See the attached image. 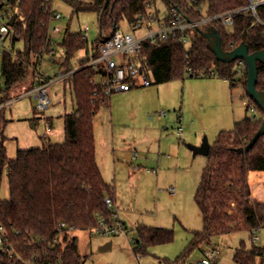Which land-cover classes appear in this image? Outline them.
<instances>
[{
	"label": "trees",
	"instance_id": "1",
	"mask_svg": "<svg viewBox=\"0 0 264 264\" xmlns=\"http://www.w3.org/2000/svg\"><path fill=\"white\" fill-rule=\"evenodd\" d=\"M7 13L18 14L13 24L12 45L18 41L23 48L12 54L2 52V86L0 88V188L7 173L10 196L0 197V225L6 231L10 251L0 255V264H83L78 239L71 232L92 230L100 216L114 214L105 202L113 196L114 187L106 182L97 162L94 119L102 107L110 105V98L95 83L96 70L91 66L79 68L68 81L71 83L75 109L64 115L65 140L46 143L41 147L19 149L14 158L7 153L4 134L7 119L3 115L5 103L13 97L15 88L36 70L41 57L52 46L50 32L55 9L52 0H11ZM73 12H96L99 36L94 48L110 38L123 21L129 24L146 15L148 2L154 14L160 16L158 1L167 8L163 17L169 19L172 8L188 19H198L246 4L249 0H66ZM4 8V4L2 6ZM224 50L229 51L246 43L250 52L264 49V26L252 15L237 16L232 29L216 24ZM191 44L186 47L179 37L160 39L156 45L145 42L142 47L143 64L157 84L185 76L227 79L231 88L247 90V65L238 59L223 62L210 49L208 38L198 29L188 31ZM88 39L81 31L66 28L61 45L64 48L65 70L73 68L75 54L88 48ZM238 65L240 75L234 72ZM257 87L264 90V63L260 62ZM190 71V72H189ZM251 97V96H250ZM252 98V97H251ZM253 99V98H252ZM256 116L246 114L235 121L232 129L221 130L203 168L195 193V201L202 213L203 227L193 231L187 249L175 263L179 264L195 247L211 243L214 238L247 229L252 235L264 228V201L252 199L249 173L264 170V136L248 150L240 151L260 127L264 112L253 99ZM249 108L247 107V110ZM235 203V206H232ZM135 250L145 253L149 246L174 240L175 231L168 227L141 225ZM37 256V257H36ZM237 264H258L264 259V244L245 241L235 249Z\"/></svg>",
	"mask_w": 264,
	"mask_h": 264
},
{
	"label": "rangeland",
	"instance_id": "2",
	"mask_svg": "<svg viewBox=\"0 0 264 264\" xmlns=\"http://www.w3.org/2000/svg\"><path fill=\"white\" fill-rule=\"evenodd\" d=\"M4 4V8L1 7ZM53 8L62 13L63 17L52 20L53 26L58 25L62 28L60 32H52L53 54L44 53L37 68L47 75L53 76L64 69L60 57L64 56V48L61 41L65 34V29L69 28L73 32L80 31L81 25L88 24V46L99 36V21L96 12L81 11L73 12L71 5L66 0H52ZM12 5V3H11ZM160 16L167 14V8L162 1H158ZM6 8V0H0V10ZM5 21V18L0 20ZM123 28L128 29L126 21L122 22ZM232 29V25L227 26ZM23 48V43L18 41L12 45V38L8 37L0 43V88L2 86L1 76V53L6 50L12 54H17L18 49ZM82 56L79 51L71 60L75 64ZM61 67V68H60ZM35 68V67H34ZM30 69L29 76L20 84V89L13 93L12 100L5 103L3 115L10 119L25 115L29 110L31 115L38 122L36 127H28L31 135H21L22 140L32 138V136L42 135L47 123L49 110L39 109V99L35 96L23 95L25 91L33 86L34 72ZM234 72L240 75L236 63ZM152 84L149 86L139 85L132 88L129 92L138 91L135 95L136 100L145 99L148 96L155 97L158 88H161V103L158 112L151 111L153 121L159 119V126L152 132H142L133 126L116 125L112 130L111 117L117 118L124 116V104H128L123 98V92L112 94L111 109L108 106L102 107L94 119V132L96 138V156L99 166L103 172L106 182L111 183L119 197L118 208L115 207V221L124 223L125 229L116 233H101L94 230L77 229L71 232L72 236L77 237L79 248L83 256V264H164L162 260L175 263L179 256L187 249L193 231L203 227L202 213L195 201V193L199 186L203 168L207 164L208 157L203 154H172L178 151V143L186 139V123L181 121V110H184L191 119L190 124L193 137L197 142L186 140L188 144L199 145L207 137L212 145L223 129H232L235 121L244 115H252L254 112L247 110L246 102L248 95L239 86L231 89L230 81L217 76L173 79L168 82L157 84L154 77L150 75ZM154 90V91H153ZM22 95V96H21ZM51 104L54 99L52 88H49ZM1 96V93H0ZM20 96V97H19ZM18 97V98H17ZM71 100V97H70ZM72 104V103H71ZM75 105V104H74ZM3 105L0 104V110ZM51 107V105H50ZM35 111H33V109ZM163 109L166 115L160 113ZM150 120V117L148 116ZM119 121V119L117 120ZM114 123V121H113ZM182 127L180 133L178 128ZM55 129L60 126L55 124ZM47 130V129H46ZM19 125H13L8 129L9 135L21 133ZM164 132H167L164 133ZM23 134V131L22 133ZM189 139V138H187ZM10 144L12 149L13 142ZM133 152H138L139 158L133 157ZM168 154L178 156L179 160L165 159ZM154 157L156 160L144 162L142 157ZM144 159V158H143ZM142 175V178L139 176ZM252 187L257 199L264 197V171L263 175L255 174L252 179ZM5 179L1 184V192L6 187ZM171 187L176 188V195L170 194ZM152 225L158 227L173 228L175 231L174 240L167 243L154 244L148 247L145 253L135 250L138 238V227L140 225ZM258 235L260 240L253 241V236ZM245 241L247 246L253 243L264 244V228L255 231L253 235L247 229L230 232L214 238L211 244L202 243L200 247H195L180 261L179 264H197L205 256V251L209 246H216L220 250V255L215 264H237L233 255L235 248ZM111 242L110 249L103 250L102 247ZM258 264H264V259L258 260Z\"/></svg>",
	"mask_w": 264,
	"mask_h": 264
},
{
	"label": "built area",
	"instance_id": "3",
	"mask_svg": "<svg viewBox=\"0 0 264 264\" xmlns=\"http://www.w3.org/2000/svg\"><path fill=\"white\" fill-rule=\"evenodd\" d=\"M11 2V0H6V8L11 6ZM240 15H252L256 23L264 26V0H249L244 5L223 12L204 15L195 20L188 19L175 8H172V15L169 19L165 17L158 18L154 14V8L151 2H148L146 15H139L137 22L132 24L128 23V29H124L123 25H120L112 36L102 42L97 49L94 47H91V49L89 47L90 50L86 52L78 66H73L69 70L60 69L53 77L36 71L37 83L31 89L25 91L23 95H35L39 99V109L45 110L50 104L48 94L49 85L56 80L71 79L74 73L84 66H91L96 70L97 73L93 81L103 87L104 92L108 96H111L114 92L130 90L139 85L149 86L152 84V81L149 73L144 68L142 55V47L145 42L148 41L156 45L160 39L179 37L185 46L189 47L191 44L189 30L198 28L206 29L216 24L229 26ZM62 17L61 12L55 11L54 20L61 19ZM4 18L5 21H1L0 24V43L8 37L13 38V25L9 24L11 14L7 13L5 9L0 10V20ZM61 30L62 28L60 26H53L51 24V37L52 32L56 33ZM89 30L90 27L88 24L84 23L81 25L80 31L87 39ZM52 50H50L51 54H53ZM58 61L63 63L64 58ZM243 61L244 59L242 58L238 59V65L242 64ZM248 98L246 107L251 108L255 115L256 106L253 99L250 96ZM12 99L14 98L12 97ZM178 131L181 132L182 127H179ZM172 190L175 193V188ZM105 202L109 208H112L116 212L115 203L111 195L105 197ZM232 206L234 207L235 203H232ZM115 212L108 216H100L97 225L92 230L101 233H116L125 229L123 222L115 221ZM7 240L6 231L0 225V255L11 250V246ZM259 240L260 237L258 235L253 236L254 242ZM219 255L220 250L216 246H209L205 251V256L197 264H215Z\"/></svg>",
	"mask_w": 264,
	"mask_h": 264
},
{
	"label": "crops",
	"instance_id": "4",
	"mask_svg": "<svg viewBox=\"0 0 264 264\" xmlns=\"http://www.w3.org/2000/svg\"><path fill=\"white\" fill-rule=\"evenodd\" d=\"M68 27H69V25L66 28H68ZM88 48L79 50V51L82 52V56L75 64H73L74 66H78L81 63L84 55L86 54V52H88L90 50L91 47L89 49ZM1 55H2V53H1ZM61 58H63V57H60L59 59H61ZM1 65H2V63H1ZM36 71L42 72L40 70V68H37L35 70V72H34V75H35ZM42 73H44V72H42ZM45 75H47V74H45ZM55 75H53V76H55ZM47 76L53 77V76H50V75H47ZM224 80H227V79H224ZM36 83H37V79H36V75H35L34 76V80H33V85L36 84ZM136 87H138V86H136ZM136 87H133V88H136ZM49 88H52V93H53V97L52 98L54 99V101H53V105H52L51 104V96L49 95L50 104L46 108V109L49 110V114L46 116L47 117V120H46L47 123H45V125H46L45 128L47 130L45 129L43 134L39 135V138H38V136H32V138L27 139V140H25L26 139L25 138L24 140H22L21 143L19 141V138L21 137V135H25V136L26 135H31L30 134L31 132H30L29 127H28V123L30 121H32L33 119H36V118H35V115H31V112L29 110H27L25 112V115L22 116V117H20V115H16L18 117L14 118L15 115L12 114L11 115L12 117L10 119H7V123H6L5 129H4V134L7 137L6 147H7V153H8L10 158H14L17 155V152H18L19 149H28V148H32V147H41V146H43L46 143H58V142H63L65 140V129H64L65 120H64V115L66 113H69V112L73 111L75 109V106H76V105H74L75 101H74L73 89H72L71 83L68 80H66V79L65 80H56L55 82L51 83L49 85V87H48V94H49ZM16 89H20V84L15 88V90ZM138 91H134V92H129V90L118 91V92H123V94H124V95H122V96H124L123 99L126 102H129V103L128 104H124V114H123L124 116H122V118L118 117L117 120L119 119V121L116 120L114 115L111 117L112 130L114 129V127L116 125L133 126L135 129H137L139 131H142V132L144 131L146 133L147 132H149V133L152 132L153 133L157 129V126H159L158 125L159 124V119H161V118L159 117V118L156 119V121H153V115L151 113L149 114V112H151V111L158 112L157 109L159 107L163 106L162 103H161V100L163 99V98L161 99V88L160 87L158 88L157 95H156V92H154L155 97L148 96L145 99H141V100H136L134 98L135 95H137L139 93ZM30 96H35V95H30ZM70 97H71V100H70ZM1 105H3V104H1ZM50 105H51V107H50ZM111 106H112V95H111V98H110V105L108 107L111 109ZM32 109H33V111H35L34 108H32ZM181 110H183L184 113H183V115L181 114L180 118H181V121H183L182 122L183 125H184V123H186L185 127L187 128L186 134H187L188 137H186V139H182L183 141L178 143V151L177 152H173L172 154H190L191 148L190 147L188 148V144L186 143V140H190V141H193V142H197L196 140H198L197 139L198 137L194 138L192 136L193 133H192V131H190L191 130L190 124L192 123V121L187 116V114H186V112L184 110V106L182 107ZM160 113L163 114V115H166V112L163 109L160 110ZM148 116L150 117V120L148 119ZM113 121H114V123H113ZM36 124H38V122ZM55 124L60 126V129H58V130L55 129L54 128ZM13 125H19V127L23 131V134H21L22 133V131H21V133H13V135H9L8 129L11 126H13ZM31 127H33V126L31 125ZM182 130H183V128H182ZM164 133L167 134V132H164ZM187 138H189V139H187ZM10 140H15L13 142V146H12L11 150H10V144H11L12 141H10ZM188 149H190V150H188ZM132 155H133L134 158H137V160H138V158H139L138 152H133ZM165 157H166L165 159H170V160L174 159L175 162L179 160V157L176 156V155L173 156L171 154H168ZM141 159L144 160V162H150V161L156 160L154 157H151V156L150 157L144 156ZM98 165H99V163H98ZM100 169H101V167H100ZM263 171L264 170H255V171H251L249 173L248 180H249L250 187H251V196L250 197L252 199H257L256 196H255V193L253 191V187H252L253 180L252 179L255 178V174H259V176H262L263 175ZM101 172H102V170H101ZM102 174H103V172H102ZM103 177H104V175H103ZM139 178H142V175H140ZM4 179L6 181V184H5L6 187H5L4 192H1V189H0V197L5 199V198H9V196H10L9 182H8L7 173L4 174L3 180ZM173 188H175V187H171L170 194L175 196L176 195V188H175V193L172 192ZM112 197H113V200H114V203H115V207L118 208L119 197L117 195L115 187H114V193H113ZM258 200L264 201V197H261ZM148 226H152V225H148ZM139 227H138V229H139ZM155 227H158V226H155ZM197 230H199V229H197ZM211 243H208V244H211ZM161 262H163V260ZM259 262H260V260H259Z\"/></svg>",
	"mask_w": 264,
	"mask_h": 264
},
{
	"label": "water",
	"instance_id": "5",
	"mask_svg": "<svg viewBox=\"0 0 264 264\" xmlns=\"http://www.w3.org/2000/svg\"><path fill=\"white\" fill-rule=\"evenodd\" d=\"M18 14H13L9 20V24L13 25L17 19ZM198 30L208 38L210 49L216 54L217 59L223 62H232L236 59H244L247 65V90L250 96L260 105L264 112V90L257 87L258 84V73H259V61L264 63V49L250 52L249 47L246 43H241L232 50L226 51L223 49L221 44V36L216 26H210L206 29L198 28ZM37 122H31L33 127L36 126ZM264 136V118L258 130L250 138L249 142L245 147H240L239 150H248L258 138ZM189 147L193 151V154L209 155L211 144L208 138L205 137L203 142L199 145L189 144ZM112 247L111 242H107L102 249H110Z\"/></svg>",
	"mask_w": 264,
	"mask_h": 264
}]
</instances>
